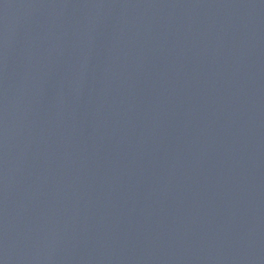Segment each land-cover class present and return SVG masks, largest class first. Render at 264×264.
Returning <instances> with one entry per match:
<instances>
[{"label":"water","instance_id":"1","mask_svg":"<svg viewBox=\"0 0 264 264\" xmlns=\"http://www.w3.org/2000/svg\"><path fill=\"white\" fill-rule=\"evenodd\" d=\"M0 264H264V0H0Z\"/></svg>","mask_w":264,"mask_h":264}]
</instances>
